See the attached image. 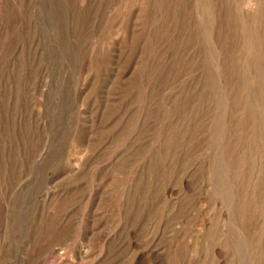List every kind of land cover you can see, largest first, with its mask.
Here are the masks:
<instances>
[{"label": "rangeland", "instance_id": "rangeland-1", "mask_svg": "<svg viewBox=\"0 0 264 264\" xmlns=\"http://www.w3.org/2000/svg\"><path fill=\"white\" fill-rule=\"evenodd\" d=\"M0 264H264V0H0Z\"/></svg>", "mask_w": 264, "mask_h": 264}, {"label": "bare ground", "instance_id": "bare-ground-1", "mask_svg": "<svg viewBox=\"0 0 264 264\" xmlns=\"http://www.w3.org/2000/svg\"><path fill=\"white\" fill-rule=\"evenodd\" d=\"M249 1V0H248Z\"/></svg>", "mask_w": 264, "mask_h": 264}]
</instances>
